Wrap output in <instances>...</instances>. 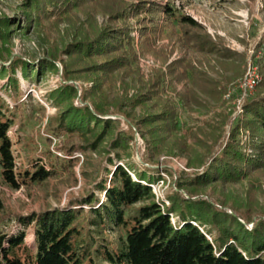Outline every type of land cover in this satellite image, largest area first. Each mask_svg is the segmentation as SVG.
<instances>
[{
  "label": "trees",
  "instance_id": "16d2710c",
  "mask_svg": "<svg viewBox=\"0 0 264 264\" xmlns=\"http://www.w3.org/2000/svg\"><path fill=\"white\" fill-rule=\"evenodd\" d=\"M164 1L28 0L22 11L24 19L0 17V38L6 41L28 33L45 20L57 18L60 22L74 10L81 11L88 21L96 12L109 17L111 25L96 30L93 38L82 33V38L65 49L68 58L65 73L86 75L87 79L94 80V91L89 95L86 92L84 98H99L101 104H97L95 110L88 105L75 106L73 99L77 90L73 85L62 86L48 95V99L61 108L59 114L51 118L50 138L79 136L85 143L72 146L68 151L70 155L77 150H96L104 142L112 124L110 119L101 117L109 106L105 87L113 88L120 74H137V44L144 55L166 56V47L157 50L156 42L159 38L176 35L184 46L202 54L233 58L235 53L219 47L202 24L173 2ZM41 62L34 66L32 61L18 58L12 63L5 90L16 103V96H22L17 70L29 79L38 78L44 70L55 67L52 61ZM7 71L4 68L2 75ZM168 75L177 82L192 79L198 90L211 93L212 83L205 78L206 73L186 57L171 63ZM165 83L166 73L156 72L149 82L148 94L137 98L138 105L146 108L151 103L155 110L154 113L148 110L140 121L156 147H164L168 152H173L175 147L185 151L186 143L172 138L180 127L179 111L163 96ZM190 96L198 102L199 97L194 92ZM20 107L11 108L0 97V179L13 189H31L68 173V168L72 169L74 164L56 157L50 160V168H46L39 158L33 159L26 168H17L9 131L15 125L16 111L22 110ZM246 110L249 118L245 125L251 130V148L255 153L247 156L243 152L235 131L223 156L214 158L203 175L189 180L191 185L201 188L212 183L230 185L264 174V96L249 101ZM112 144L116 152L109 154L107 163L96 169L100 178L96 188L104 194V199L92 194L73 202L72 209H46L17 216L18 231L0 234V264H264L263 220L249 229L237 216L219 211L205 200L186 198L179 193L169 197L171 206L165 208L150 187L157 178L138 171L127 161L130 157L128 142L116 138ZM116 161L125 162L117 165ZM131 170L135 171L136 179ZM86 174L87 171H83V175ZM136 204L140 205L131 213ZM81 205L89 206L87 225L95 228L90 230L104 235L100 240L93 237L92 251L84 227L79 224ZM173 217L177 220L173 221ZM28 227L35 235V250L25 242ZM111 230L120 231V242L114 240Z\"/></svg>",
  "mask_w": 264,
  "mask_h": 264
},
{
  "label": "rangeland",
  "instance_id": "374dc122",
  "mask_svg": "<svg viewBox=\"0 0 264 264\" xmlns=\"http://www.w3.org/2000/svg\"><path fill=\"white\" fill-rule=\"evenodd\" d=\"M27 1L0 0V17L20 16L24 19L22 11ZM166 1L173 2L183 13L202 24L219 47L230 49L235 54L230 59L215 54L205 55L184 46L176 35L159 38L156 42L157 50L166 47V56L155 53L144 55L137 44V74H120L113 88L105 87L109 106L105 107L106 113L101 117L110 119L112 124L104 142L96 150H77L70 155L68 151L72 146L85 144L79 136L50 138L51 118L59 114L61 108L55 106L48 95L62 86L73 85L77 90V96L73 99L75 106L88 105L95 110L96 105L101 104L99 98H84L86 92L89 95L94 91V80L87 79L86 75L65 73V61L68 59L65 49L82 38V33L93 38L96 30L111 25L109 17L96 12L88 21L81 11L74 10L60 22L57 18L45 20L20 37L7 41L0 38V97L11 108L21 106L22 109L16 111L15 125L9 131L17 168H26L33 159L39 158L46 168H50V160L56 157L74 164L72 169L68 168V173L31 189H13L0 179L3 206L0 208V234L16 233L20 227L16 224L19 215L54 208L72 209L73 202L92 194L104 199V194L96 188L100 180L96 169L107 163L109 154L116 152L112 144L116 138L128 142L130 157L127 161L138 171L157 178L156 191L160 198L157 199L153 193L165 208L171 206L169 197L179 193L186 198L191 196L205 200L219 211L237 216L249 229L264 221V174H256L258 178H244L230 185L212 183L202 188L189 182L207 172L214 158L223 156L235 131L243 152L247 156L255 153L251 148V130L246 127L245 121L249 118L247 103L257 96H264V0ZM135 35L138 40V32ZM183 57L206 73L205 78L212 83L209 84L210 94L198 90L192 79L177 82L168 75L169 65ZM18 58L32 61L34 66L49 60L55 67L44 70L38 78L32 76L29 79H25L17 70L22 96H16V103L5 88L10 67ZM4 68L8 71L2 75ZM252 68L257 70L260 80L254 89L244 95L241 83ZM158 71L166 73L163 96L170 99L179 111L180 127L172 138L185 142V151L175 147L173 152H168L164 147H156L149 131L140 121L148 110L149 113L155 112L151 103L143 108L136 100L148 94L149 82ZM193 92L199 97L198 102L190 96ZM124 162L116 161V164L124 165ZM83 171H87V174L83 175ZM130 173L136 179L135 171L131 170ZM139 205L133 206L130 212L134 213ZM81 207L83 211L78 218L79 224L84 227V235L92 251L95 245L93 237L100 240L104 235L90 230L95 228L87 225L89 206ZM172 219L176 221L177 217ZM25 231L26 244L35 250L32 228L28 227ZM111 231L114 240L120 242V231Z\"/></svg>",
  "mask_w": 264,
  "mask_h": 264
},
{
  "label": "built area",
  "instance_id": "2783aa9c",
  "mask_svg": "<svg viewBox=\"0 0 264 264\" xmlns=\"http://www.w3.org/2000/svg\"><path fill=\"white\" fill-rule=\"evenodd\" d=\"M259 80H260V77H259L257 70L255 68L250 69L248 73L245 75L243 82L241 83V90L244 93V95H246L249 91L254 89L258 85ZM156 186H157L156 182H153L150 184V187L155 193L157 199H159L160 197H159V193L156 191Z\"/></svg>",
  "mask_w": 264,
  "mask_h": 264
}]
</instances>
